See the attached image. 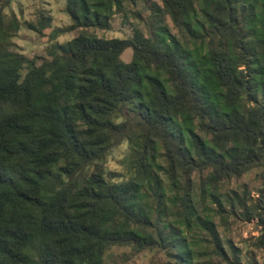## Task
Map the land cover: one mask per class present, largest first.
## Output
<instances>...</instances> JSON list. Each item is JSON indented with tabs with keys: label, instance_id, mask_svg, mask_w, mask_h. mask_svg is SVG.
Returning <instances> with one entry per match:
<instances>
[{
	"label": "trees",
	"instance_id": "obj_1",
	"mask_svg": "<svg viewBox=\"0 0 264 264\" xmlns=\"http://www.w3.org/2000/svg\"><path fill=\"white\" fill-rule=\"evenodd\" d=\"M132 1L66 0L51 34H77L37 64L7 48L21 23L0 0V264H102L114 246L195 264L196 230L239 264L230 216L257 219L264 252V0H159L147 34L96 33ZM253 169L256 196L226 189Z\"/></svg>",
	"mask_w": 264,
	"mask_h": 264
},
{
	"label": "rangeland",
	"instance_id": "obj_2",
	"mask_svg": "<svg viewBox=\"0 0 264 264\" xmlns=\"http://www.w3.org/2000/svg\"><path fill=\"white\" fill-rule=\"evenodd\" d=\"M155 1L159 0L132 1L128 18L117 14L111 19L108 29L97 28L96 33L107 38H122L131 35L136 27H139L147 34L146 23L151 12L150 7ZM65 3L66 0H10L4 11L7 14L15 13L21 27L19 32L12 36L7 48L34 58L37 64L51 58L60 44L66 43L77 34L76 29L62 32L56 37L51 34L54 29L67 27L71 23L70 16L65 10ZM41 15L50 17V26L45 28L42 34L30 29L27 25L28 22L38 23L37 20ZM169 23L173 26L171 21ZM172 29L176 32V29ZM131 56V49H127L122 55L125 61H130ZM128 152V143L124 142L114 148L108 157L107 167L114 172L115 179H122L127 174L124 158ZM258 172L259 169H253L240 178L232 179L227 183L226 189H236L239 192L247 189L256 196L257 187L260 185ZM256 222L257 219L242 220L239 217L230 216L226 227L218 225L225 247L228 240H231L239 249L236 255L239 264H264V252L253 245L254 238L260 234ZM194 235L200 238V244L197 246L198 253L194 254L195 264H232L231 253H225L227 258H222L213 252V243L205 231L196 230ZM170 260L166 252L161 249L135 251L130 247L114 246L107 251L102 264H170Z\"/></svg>",
	"mask_w": 264,
	"mask_h": 264
}]
</instances>
